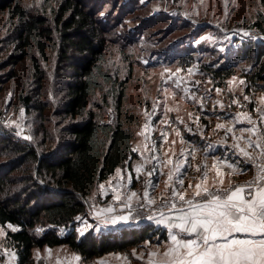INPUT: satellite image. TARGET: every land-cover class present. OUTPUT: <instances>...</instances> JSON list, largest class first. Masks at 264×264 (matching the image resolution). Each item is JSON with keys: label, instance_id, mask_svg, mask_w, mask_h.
Returning a JSON list of instances; mask_svg holds the SVG:
<instances>
[{"label": "rangeland", "instance_id": "1", "mask_svg": "<svg viewBox=\"0 0 264 264\" xmlns=\"http://www.w3.org/2000/svg\"><path fill=\"white\" fill-rule=\"evenodd\" d=\"M26 2L57 4V0ZM87 4L95 7L111 30L113 71L118 70L126 82L123 105L136 120V155L98 185L87 212L77 217L76 229L82 237L89 232L100 235L151 224L166 236L156 234L126 251H110L93 259H85L67 244L35 247L32 264H170L175 256L165 253L173 246L171 235L189 238L171 227L188 213V205L173 191L185 200L203 188L223 192L253 182L264 168V90L254 89L246 76L254 53L243 56L248 43H264V31L253 26L256 21L264 26V3L87 0ZM1 40L0 61L7 52ZM1 66L0 62V168H8L16 156L11 148L14 140L9 139L36 144L43 137L44 124L50 122L23 107L16 86L7 81L10 66ZM219 68L234 73L215 77L213 71ZM113 104L115 97H110L108 109L114 110ZM47 117L48 121L67 122L69 116L49 113ZM112 117L111 111L105 118ZM238 168L247 170L239 174ZM203 199L195 196L193 203ZM121 216L128 219L103 223ZM17 228L0 222V264H17V252L7 241L8 231ZM46 228L38 226L36 232ZM69 229L58 227L61 233Z\"/></svg>", "mask_w": 264, "mask_h": 264}, {"label": "trees", "instance_id": "2", "mask_svg": "<svg viewBox=\"0 0 264 264\" xmlns=\"http://www.w3.org/2000/svg\"><path fill=\"white\" fill-rule=\"evenodd\" d=\"M0 23L7 51L1 67L10 66L7 81L16 86L27 111L50 122L36 144L10 138L15 160L0 168V222L18 226L7 233L17 264H32L33 249L45 245L67 244L93 259L126 251L156 234L165 238L166 232L151 224L82 237L76 229L98 185L136 155V120L123 105L126 82L113 71L107 22L87 0H57L53 6L0 0ZM253 26L264 31L259 21ZM245 49L244 57L254 53L246 76L254 89L264 90V43L251 42ZM232 73L213 71L222 78ZM110 97H115L114 110L108 109ZM111 111L113 117L106 119ZM49 113L69 117L67 122L48 121ZM38 226L48 228L37 233ZM61 226L70 229L61 233Z\"/></svg>", "mask_w": 264, "mask_h": 264}, {"label": "snow or ice", "instance_id": "3", "mask_svg": "<svg viewBox=\"0 0 264 264\" xmlns=\"http://www.w3.org/2000/svg\"><path fill=\"white\" fill-rule=\"evenodd\" d=\"M240 151L245 156L249 155L244 149ZM227 167L233 166L228 164ZM217 175H220L219 171ZM259 179L264 180V176ZM180 183L183 184V181ZM197 188L202 186L197 185ZM173 195L188 205L189 212L181 215L180 222L171 227L189 238L171 235L173 246L165 253L166 256H175L170 264H264V184L253 181L223 192L203 188L193 197L203 196L202 203L185 200L183 194L175 190ZM148 202L153 203L151 200ZM127 219L126 216L113 217L103 223L115 224L118 220ZM159 222L166 223L164 220ZM240 233L261 238H229ZM218 240L223 242L217 243Z\"/></svg>", "mask_w": 264, "mask_h": 264}, {"label": "crops", "instance_id": "4", "mask_svg": "<svg viewBox=\"0 0 264 264\" xmlns=\"http://www.w3.org/2000/svg\"><path fill=\"white\" fill-rule=\"evenodd\" d=\"M118 169H119V167L115 170V172H116ZM246 170H247L246 168H238V169H237V173H239V174H240V173L243 174V173L246 172ZM115 172H114V173H115ZM114 173H113V174H114ZM113 174H112V175H113ZM109 178H110V177H109ZM109 178H108V179H109ZM106 180H107V179H106ZM199 203H202V202H199ZM187 207H188V206H187ZM187 209H188V212H189V208H187ZM229 238H242V239H243V238H251V239H260L261 237H259V236H257V237H251V236H249V235H247V234L240 233V234H234V237H229ZM222 242H223L222 240H218V241H217V243H222Z\"/></svg>", "mask_w": 264, "mask_h": 264}, {"label": "built area", "instance_id": "5", "mask_svg": "<svg viewBox=\"0 0 264 264\" xmlns=\"http://www.w3.org/2000/svg\"><path fill=\"white\" fill-rule=\"evenodd\" d=\"M262 171V170H261ZM264 171L261 172V174H259V176L256 177V179L254 181H256L257 183L262 184L264 180H260L259 177L264 176ZM183 234V233H182ZM184 235V234H183Z\"/></svg>", "mask_w": 264, "mask_h": 264}]
</instances>
